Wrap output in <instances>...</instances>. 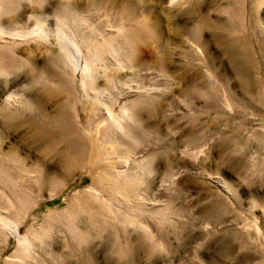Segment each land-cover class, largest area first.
Here are the masks:
<instances>
[{"label": "rangeland", "instance_id": "1", "mask_svg": "<svg viewBox=\"0 0 264 264\" xmlns=\"http://www.w3.org/2000/svg\"><path fill=\"white\" fill-rule=\"evenodd\" d=\"M69 1L83 16L81 28L87 34L99 28L125 51L137 49L135 63L104 52L98 83L111 86L109 76L121 75L132 87H126L121 100L138 101L137 119L128 120L135 131L122 135L117 148L133 159L119 169L136 172L138 195L99 187L97 178L108 165L92 155V148L82 163L70 165L66 139L43 144L35 130L20 132L17 118L7 117L22 107L5 103L10 88L23 93L31 108L42 101L37 90L45 82L37 79L41 74L48 81L46 71L58 70L49 62L59 42L34 39L30 48L20 45L23 51L0 45L2 59L11 51L23 61L20 70L15 68L20 78L10 87L13 69L3 67L0 57V171L7 172L0 179V213L19 218L18 202L27 194L37 202L22 210L31 216L28 224L33 222L37 231L50 227L25 262L264 264V0H243L241 13L234 9L236 0H188L177 7L162 0H47L44 10L64 29L62 12ZM20 2L26 17L43 11L34 0ZM9 15L5 24L24 26ZM120 64L125 72L119 73ZM48 85L56 92L63 89L56 77ZM66 93L51 101L47 111L52 116ZM84 105L79 117L86 122L93 116L92 104ZM95 191L102 192L97 203ZM103 205L116 215L106 216V223L99 217ZM5 239L0 264L17 252L16 239L0 230V246Z\"/></svg>", "mask_w": 264, "mask_h": 264}, {"label": "bare ground", "instance_id": "2", "mask_svg": "<svg viewBox=\"0 0 264 264\" xmlns=\"http://www.w3.org/2000/svg\"><path fill=\"white\" fill-rule=\"evenodd\" d=\"M34 1L39 4L38 7L40 9H38L37 6L36 8L39 11L40 10L41 11L43 10V11L40 12V14H31L26 17L24 15L26 14L24 13L25 9L23 8L24 10L22 9V11L20 9V3L22 7V2H20V0H0V43L5 42V44H0V45L3 47V49L5 46V50L13 49V51L15 50L23 51V50H27L26 48H30L28 43H31L30 42L31 40L36 39L40 41L42 44H45L47 42H50L51 38L54 37L55 40L59 42L60 50L58 49L59 51L55 54L54 52H52L54 56L53 58L51 57L52 60L49 62L50 64L48 62L47 63L45 62V64L52 65L55 67V69H58L59 71L58 70H56V72L53 71L52 70L53 68H51L48 65L52 71L50 70L49 72L46 71L47 73L46 76L47 78L50 77L48 81L51 80V77L52 79L53 77H56L57 79H59L63 89L62 91H58V92L52 90V87L48 85L47 79L44 80L46 77L43 78L42 80V78L40 77L41 76L40 74L37 81L39 80L38 82H43V81L45 82L43 83L44 86L41 89L37 90L39 91L38 96H40L42 101L39 98L41 102L37 104L36 108H33V107L31 108L30 102L28 101L27 98L24 99L25 95L23 93H20L16 90H10L11 89L10 87L14 86L13 84L17 82L15 80L16 79L18 80V77L20 76L19 72H16V69L22 65L23 61H21L19 57L17 58L16 56H13L14 54L12 55L11 51H10L11 54H8L7 52L4 54V57H3L4 59H2L3 55L1 54L2 56L0 57L3 61L2 66L9 68L11 70L13 69V74L10 76L13 78H11L12 80L10 79L9 81L11 84H9L10 89L9 91H7V94L5 97V103L9 107L13 105L14 103H19L22 105V107L19 110L8 113L7 117L15 118V119L17 118L18 125L20 126L18 129L19 130L21 129L20 132L22 131V128L24 127H26L27 131H30L28 130L29 128L35 130L37 139H39L43 144L53 143V141H55L54 144H56V141L58 140L64 141V139H66L65 141H68L67 144L69 147V150L67 149L68 152L65 155L67 157L66 160H68L69 164L70 163H73L72 165L75 164L74 166H76V163H80V162L82 163L83 162L82 159H84L85 157H87L86 155H88L87 154L88 149L92 148L93 151L92 149H90L92 153L94 152V154L92 155L93 156L95 155L99 160L104 159L108 165V168H107L105 165V161L103 160L104 161L103 162L101 160L99 161V164L103 165L104 163L103 166L106 167V169H103L101 167L104 170V172L102 171L103 173L100 174L99 176L96 175V173H95L96 176L94 175V173H92V176L94 175V178L98 176L97 178L98 185L102 184L104 187L106 186L107 188H110V190L112 189L116 191L117 193H124L128 197L135 196L137 194L135 193L137 192L135 190V187L138 186V181H137L138 176L136 172L135 171L130 172L127 169L125 170L119 169L120 165L128 164L131 161L130 160L132 159L130 158L131 155L129 153H125L124 151L123 152L125 154L123 153L119 154L120 152H118V149L121 148L122 146V143L120 141L121 136L122 135L130 136L135 131L134 130L135 128L131 124V121L133 122V119L136 116L135 110H136L138 101H134L128 104L127 100H123V101L121 100L122 95H124L126 91V87L129 89H132L130 84H128L127 81H125L122 78L123 76L120 77L121 75H117L115 73V75L109 76V81H111L112 83L111 86L110 85H107V86L100 85L98 83V79L100 77V74H99L100 68H98V66H100L99 62L102 63V60L104 59L103 53L107 51L109 53L111 52L116 58V60L122 61V59H126L128 61H132L135 63L137 59L136 57L137 49L134 47L129 52L128 50L125 51L124 49H122V47L118 46V44L116 45L115 43H113L111 36L109 37L108 35V37H105L106 35L104 36L103 32H101L99 28L98 29L92 28L91 33L87 34L84 31V28H81V24H84L82 20L83 16L81 17L80 13L77 11L76 4L74 3L70 4V1H69V5L64 6V10L62 12L64 13L63 23L66 27L65 28L66 30L61 27L62 25H60L61 23L59 20L57 21L55 20L56 24L55 26H52L53 21H54L52 20L53 17L47 14L46 10H48V8L47 9L45 8L47 7L46 6L47 0H34ZM99 1L100 0H94L93 3L96 4ZM164 1H166L167 5L170 7H177L180 5L182 6V4L186 3L188 0H162V2ZM236 1H237V5H236V8L234 9L237 13H241V11L243 10V0H236ZM236 12L235 14H237ZM6 14H11L8 17L11 16L10 19H12V21H14L17 24L19 22L20 23L23 22L24 26L21 28L16 24H12L14 25V27H12V25H8L7 23L6 25L5 24V21H6L5 18L7 17V16L5 17ZM15 27H19V28L17 29ZM96 34L103 36L102 38L103 40L102 39L99 40V38L95 36ZM8 40L13 42V44H7ZM128 43L130 44L129 41ZM21 44H24V45L27 44V47L24 49L23 48L24 45L20 46ZM133 45L134 44H132V46ZM119 67H120L118 68L119 73L126 71L123 64H120ZM116 72L118 73V71ZM17 73L19 74V76ZM138 88L140 89L139 86ZM64 89L67 92L66 94H68L66 96L67 97L66 101L63 100L55 104L57 113L52 116L51 112L47 111V108L51 106L52 104L51 101L53 100V98H57V99L60 97L64 98ZM84 100L92 104L91 111L93 113V116L91 117L89 116L90 118H88L86 122H83L84 120L82 121V118L80 119L79 117V110L84 109V107L86 106L84 105L85 104ZM57 105H58V110H57ZM116 106H118L117 107L118 110H116ZM11 109L13 108L11 107ZM128 120H131V121L128 122ZM125 121L131 125L126 124ZM16 126L17 124L15 125V127ZM15 129L17 130V128ZM107 144H111L110 148L109 146H107ZM91 151L89 152L88 156H90ZM90 161H92V156H91ZM87 162L85 161L84 164ZM100 162H103V163H100ZM65 163H67V161H65ZM88 164L90 165V163ZM99 164L96 165V168H95L96 170L99 169L98 168ZM130 167H129V170H130ZM90 169H92V166ZM95 169L93 168L92 170H95ZM88 170H89V167H88ZM99 171H101V169ZM6 174L7 172L1 169L0 179H2V177H4ZM70 174H72V172ZM97 174H99L98 170H97ZM94 178H93V181H95L96 183V180H95L96 178L95 179ZM103 182H106V184L104 185ZM99 187H101V185ZM100 193L98 191H95V194H94L95 200L97 199L95 197H98ZM90 198L89 200H87L88 202L90 201ZM99 198H102V196L101 197L99 196ZM94 199L93 200L91 199V201H94ZM35 202L34 201L32 202L30 200V197L27 196V194H24V196H21L18 202L19 204L18 209L21 210L20 212L23 216L20 214L18 216L19 218L11 219L0 213V230L4 231L5 233H8L11 237H14L18 243V247L15 250L17 252L14 251L16 255L13 257L11 255L10 258H7L8 259L7 264H27L26 262L29 259L28 254L30 252L31 247L33 248V245L36 239H43L44 235L50 229V227H46L45 229L43 228L42 230L37 231V230L32 229L34 227V226L33 227L31 226L33 222L31 224H28V222H30L31 216L29 213L23 212L22 210H25L24 207L26 205H30L31 203H32V207L36 206L37 202L36 203ZM95 203H97V200ZM92 205L93 203L91 204V206L90 205L89 206L93 207ZM76 206L75 208H78ZM98 208L100 210H98L97 208L95 209H97L98 211H101V213L99 214V217L103 223H106V220H105L106 216H111L112 218L116 216L115 213L113 214L110 213V209L108 210V208L104 205ZM78 211H80V209ZM7 240L8 239H5V242H4L5 245L2 244L3 247L0 246L1 251L7 248V245H8Z\"/></svg>", "mask_w": 264, "mask_h": 264}]
</instances>
